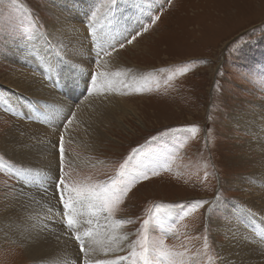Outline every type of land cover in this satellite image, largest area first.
<instances>
[{
  "label": "rangeland",
  "instance_id": "374dc122",
  "mask_svg": "<svg viewBox=\"0 0 264 264\" xmlns=\"http://www.w3.org/2000/svg\"><path fill=\"white\" fill-rule=\"evenodd\" d=\"M135 1H141L144 6L142 26L113 44L115 50L109 49L111 54L105 58L118 59L126 68L135 65L144 69L140 71L143 82L125 95L129 105H134L136 115H127L121 125L112 121L103 130L108 137L98 141L93 151L83 153L71 143L65 144L67 154H75L83 160L76 166L65 158L66 179L77 184L109 181L116 176L120 165L133 157L129 166L134 170H147L149 177L133 185L117 206L116 219L134 221L117 231L135 240L140 225L155 205L187 206L193 201L206 200L208 204L195 210L186 208L188 215L179 220L164 239L173 251L183 253L177 260L185 264H221L218 247L229 240L215 225L225 219L221 212L224 204L240 202L238 197L242 192L232 187V180L240 176V184L244 185L246 173L253 167V163L244 158L246 152L242 145L248 137L233 125L232 117L264 101V0ZM52 2L16 0L13 5L12 0H0V51L6 50L8 44L24 41L21 33L25 30L30 37L34 32H47L46 24L53 22V18L46 9L54 6ZM103 2L106 9L111 10L118 0L113 6L110 0ZM99 16L96 13V18ZM155 16L160 18L150 23ZM30 20L34 21L31 26ZM144 27L148 28L146 32ZM136 33L140 34L128 44L127 39ZM241 38L240 50L234 51L237 45L233 42ZM120 43H124L123 48ZM134 44L136 46L132 47ZM129 62L132 64L127 65ZM185 66L186 71H179ZM9 69V62L2 61L0 56V81L7 77ZM33 101L37 105L34 104V108L49 112ZM15 105L20 103L16 101ZM4 106L0 102V141L14 119L12 110ZM191 127L199 131L195 134L170 131ZM55 153L58 177L57 148ZM0 157L5 164L19 166L13 157L9 158L1 142ZM152 169L158 170V174L151 175ZM12 171L8 167L0 168V217L8 198L16 197L10 186H16L19 191L18 180L23 179L14 177ZM54 187L49 182L47 195L33 185H27L24 191L34 188V192L48 197L49 194L54 196ZM58 200L55 195V210L62 211ZM170 211L172 217L166 218L168 224L181 213L179 208ZM49 215L51 220L53 214ZM103 230L100 228V233ZM151 235L159 238L161 234L156 230ZM205 237L209 242L207 254ZM126 251L119 255H125ZM75 253L66 254L62 261L50 259L46 264H73L69 259L81 254L78 250ZM39 263L29 259L21 246L0 239V264Z\"/></svg>",
  "mask_w": 264,
  "mask_h": 264
},
{
  "label": "bare ground",
  "instance_id": "6f19581e",
  "mask_svg": "<svg viewBox=\"0 0 264 264\" xmlns=\"http://www.w3.org/2000/svg\"><path fill=\"white\" fill-rule=\"evenodd\" d=\"M103 1L61 0L60 3L53 0L54 6L46 9L53 18V22L46 24L47 32H34L31 39L8 44L6 50L0 51L2 61L10 65L7 77L0 81V102L14 113L11 127L5 130L0 142L17 165H28L57 177L53 145L59 141L61 132L65 144L71 143L75 149L88 153L97 147L98 141L108 137L103 130L112 121L121 125L127 115H136L134 105H129L125 95L143 82L140 71L144 69L135 65L128 67L132 62L123 67L124 62L102 54L100 57L97 53L101 47L115 45L130 31L138 30L144 21V6L141 1L118 0L107 10ZM93 11L100 16L90 21ZM73 66L82 71L76 73L75 84L69 87ZM98 71L105 72L112 85L102 89L103 94L91 88V76ZM33 100L49 112L34 108ZM16 101L19 106L15 105ZM72 113H75L74 119ZM232 118L233 125L248 137L242 146L245 160L253 163V167L246 173L244 185L240 184V176L233 177L232 187L242 194L238 197L239 204L227 203L221 207L225 219L215 228L229 241L221 243L218 252L223 260L221 264H264V101ZM69 119L71 124L67 123ZM66 158L76 166L83 161L75 154H68ZM42 179L41 192L50 182ZM37 192L32 188L20 199L8 198L5 205L10 210H1L0 239L21 246L27 257L39 264H46L50 259L62 261L66 254H76L79 244L70 238L71 233L62 235L65 229L58 218L56 223L48 219L49 213L56 211L55 196L42 197ZM100 222L104 223L103 217ZM104 234L105 229L101 236ZM82 256L78 254L69 261H80Z\"/></svg>",
  "mask_w": 264,
  "mask_h": 264
},
{
  "label": "snow or ice",
  "instance_id": "6c2138e0",
  "mask_svg": "<svg viewBox=\"0 0 264 264\" xmlns=\"http://www.w3.org/2000/svg\"><path fill=\"white\" fill-rule=\"evenodd\" d=\"M111 4L114 5L116 0H110ZM170 3L171 0H168ZM13 5L16 4V0H12ZM30 15V13H29ZM160 17L155 16L150 23H154ZM96 20V11H93L90 16V21ZM34 21L30 20L29 26ZM92 35L95 36V31L92 29V25H89ZM148 28L144 27L143 31H147ZM140 33L131 35L130 39H127V43L131 44L136 36ZM22 38L30 39L27 35V30L21 33ZM243 38L233 43L237 45L234 51H239V45L242 43ZM121 48L124 47V43H120ZM115 50L114 45H109L108 48L101 47L98 56L103 54L104 56L110 55L109 51ZM99 67V63H97ZM185 68L179 71L184 72ZM82 71L73 66V72L70 75L68 85L69 87L74 86V77L77 72ZM165 71V70H161ZM119 75V73H116ZM150 75V74H149ZM111 81L108 80L107 74L103 71H98L91 76V88L92 91L101 90L100 94H103L102 89L105 87L111 88ZM141 89L137 88V91ZM92 91H89V95H92ZM72 119L75 118V113L71 114ZM72 119L67 121L68 124L72 123ZM65 130L67 125L64 126ZM172 132L183 131L191 134H195L199 131L197 127H191L187 129H172ZM54 148L58 149L59 153V176H49L47 172H34L33 168L28 165L15 166L14 164L3 163V158L0 157V168L8 167L12 169L14 177H23L22 180H18L20 185L19 191L16 186H10L11 190L16 193V199H20L25 196L26 193L24 188L27 185L36 186L39 190L43 187L40 183L41 179L44 178L46 181H50L51 185H54L53 195H58L59 204L62 205V211L57 209L52 217L53 223L57 222L64 227L65 231L62 235L67 236L69 233L72 234L70 238H74L79 244V252L83 254L80 261H74L73 264H185L183 260H177L178 256H183V253H177L173 251L165 243L164 237L171 233L176 223L182 220L188 212L186 208L195 210L198 207H202L208 204L209 201L197 200L191 202L189 205L184 204H160L155 205L153 209L148 211L147 218H145L140 225L136 233V239L130 240L128 234H121L117 230L127 224H131L134 221L131 219H116L115 212L117 206L121 204L127 193L131 190L132 186L135 185L141 179H148L149 172L147 170H134L129 166V161L133 157H129L120 165V169L114 178H110L109 181L98 182V183H69L66 179L64 172L65 158L68 155L65 149L64 135L61 132L59 138V144L53 145ZM136 150H134L135 152ZM158 170L152 169L151 175H157ZM49 188L44 187L43 192L45 195L48 194ZM21 207L24 204L21 203ZM179 208L181 213L177 214V219L173 220L171 224H168L166 218L172 217L170 210ZM9 206H5L4 211H9ZM161 210H165L163 213ZM51 212L52 209L49 208ZM106 214V215H105ZM101 217H103L104 223L101 224ZM88 225L84 228L83 225ZM95 225V227H93ZM100 228L105 229V234L101 236ZM158 230L160 232L159 238H153L151 233ZM126 254L119 255L121 251H125ZM209 248L208 238L204 239L205 254ZM99 249V253L97 252ZM102 253V255L100 254Z\"/></svg>",
  "mask_w": 264,
  "mask_h": 264
}]
</instances>
